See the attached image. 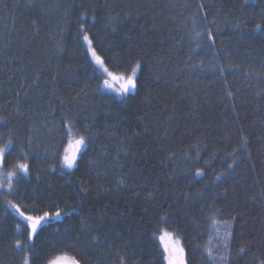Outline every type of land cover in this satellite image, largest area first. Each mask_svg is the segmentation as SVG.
I'll list each match as a JSON object with an SVG mask.
<instances>
[{"label": "trees", "instance_id": "obj_1", "mask_svg": "<svg viewBox=\"0 0 264 264\" xmlns=\"http://www.w3.org/2000/svg\"><path fill=\"white\" fill-rule=\"evenodd\" d=\"M81 23L110 70L130 71L140 59L138 87L124 101L96 91ZM261 97L264 0H0V147L13 140L0 164V264H22L25 255L14 248L19 216L5 215L9 200L34 216L75 209L42 223L30 264L64 252L81 264H164L153 237L166 227L161 216L188 264L219 256L209 252L214 221L233 226L226 264H260ZM65 119L91 138L71 171L51 156L66 146ZM17 163L29 165L26 178Z\"/></svg>", "mask_w": 264, "mask_h": 264}, {"label": "snow or ice", "instance_id": "obj_2", "mask_svg": "<svg viewBox=\"0 0 264 264\" xmlns=\"http://www.w3.org/2000/svg\"><path fill=\"white\" fill-rule=\"evenodd\" d=\"M247 2L248 0H245V3ZM201 7H203V5H201ZM129 15L130 13L125 12V16ZM85 19L86 14H81L79 20L83 22ZM111 19L113 20V22H115L116 18ZM256 27L260 28V25L257 24ZM113 31H115V28H113ZM80 33L83 34V41L88 45V53L91 56V61L96 65V69L93 70V74L97 76L98 80H102V84H99L96 91L100 93H103L105 90L114 92L121 101H124L127 97V94L138 87L137 72L141 68L140 59H134L129 62L130 71H128L127 69L121 70L119 68L110 70L109 67L105 65V61L102 60L101 57L97 54V50L93 47L92 40L89 38L88 33L84 30L83 23L80 24ZM195 35L197 37H200L202 33L196 32ZM207 39L210 41L213 39V34L211 31L208 32ZM97 70L99 71L100 75H97ZM227 95L229 97H232L233 93L228 92ZM261 99H264V97H261ZM3 123L5 122L0 121V124ZM62 128L65 130L64 135L67 141L66 146L62 145V153H58L55 150V147H53L51 156L53 158L59 157V166L62 169L71 171L77 165L78 155L81 153V150L88 146V144L91 142V138L87 134H81L79 131L74 130L76 129V124L72 119L63 120ZM85 133H87V129H85ZM12 144L13 140L10 138L4 147H0V164H2L3 162L5 149ZM45 155H48V153L46 152ZM228 155L232 156L233 153H229ZM196 158L197 160L199 159L198 154ZM21 159H27V155L23 153V149H21ZM233 163H235V160L233 161ZM14 167L15 169L19 170L20 173H23V176L19 177V179H24L28 176L29 165L27 163H17ZM232 167L233 164L228 165L229 169H232ZM203 174V170L197 169L195 177H201L203 176ZM14 175H16V173L13 171H9L7 173L8 191L13 190L12 177ZM221 175H217L215 179L219 181L221 179ZM195 177H193V179H195ZM2 187L3 184L0 183V188ZM184 196L185 199H187L189 194L184 193ZM9 208L14 210V212L19 216V220L14 221L16 236L14 240V248L15 250L25 253L23 257V264H30L29 253H31L33 257L39 255V253L35 252L34 238L36 237L37 231L41 227L42 223L50 220H58L62 218V216L66 217L75 212V209L73 208L65 210L59 205H55L56 211L54 215H50L48 211H45L43 212V215L34 216L25 214L27 207L25 210H22V207L20 205L12 203L9 200L7 201V207H5L4 209L5 215H7ZM33 210H36L35 206H33ZM21 221L23 223H21ZM85 223V221H81L82 225H84ZM158 223L164 224L166 226L158 228L159 235H157V232H153V237L159 240V248L162 249L161 255L164 264H188L186 250L180 236L174 231L167 230V228L170 227V225H168L167 217L161 216ZM232 236L233 226L231 222L224 221V236L222 237V239L223 247L225 249L229 248ZM95 239L96 238L93 237V240ZM239 251L240 253H243L245 252V248L241 247ZM209 256H211V253H209ZM227 259V256L221 257V260L225 261V264L227 262ZM33 264H35V261H33ZM42 264H81V259L78 257V255H69L67 252H64L62 254L52 256L51 258H45ZM260 264H264V260H261Z\"/></svg>", "mask_w": 264, "mask_h": 264}, {"label": "rangeland", "instance_id": "obj_3", "mask_svg": "<svg viewBox=\"0 0 264 264\" xmlns=\"http://www.w3.org/2000/svg\"><path fill=\"white\" fill-rule=\"evenodd\" d=\"M82 41H83V36H82ZM83 44H84V46H85V48L87 50V53H88V45L84 41H83ZM88 56H89V59L91 61V56H90L89 53H88ZM100 84H102V80H101ZM116 86H118V85H116ZM134 90L130 91L129 93L133 92ZM105 91H108V90H105ZM109 92H111V91H109ZM112 93H114V92H112ZM4 177L5 176L2 175L1 168H0V180H3ZM50 215H54V213L50 214ZM50 221H52V220H50ZM50 221H47V222H50ZM47 222H44V223H47ZM211 231H212L211 232V246H210V251L209 252H212L213 249L214 250L218 249V251H220L219 256L218 255H214L213 253L211 255H212V259H213V263L214 264H221V261H222L221 257L225 253V248L223 247V239H222V237L224 236V222L214 221L213 225H212V228H211Z\"/></svg>", "mask_w": 264, "mask_h": 264}]
</instances>
